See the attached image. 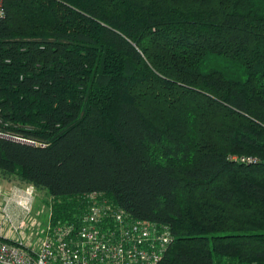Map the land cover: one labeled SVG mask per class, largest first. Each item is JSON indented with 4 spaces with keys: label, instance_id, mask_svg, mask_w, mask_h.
<instances>
[{
    "label": "trees",
    "instance_id": "trees-1",
    "mask_svg": "<svg viewBox=\"0 0 264 264\" xmlns=\"http://www.w3.org/2000/svg\"><path fill=\"white\" fill-rule=\"evenodd\" d=\"M3 9L1 179L52 223L97 191L165 225L156 264H264V0Z\"/></svg>",
    "mask_w": 264,
    "mask_h": 264
},
{
    "label": "built area",
    "instance_id": "built-area-1",
    "mask_svg": "<svg viewBox=\"0 0 264 264\" xmlns=\"http://www.w3.org/2000/svg\"><path fill=\"white\" fill-rule=\"evenodd\" d=\"M3 13L0 0V17ZM232 158L261 161L251 155ZM35 198L31 184L0 188V264H156L170 243L165 225L132 217L101 192L83 195L82 208L55 223L49 215L45 222L34 217Z\"/></svg>",
    "mask_w": 264,
    "mask_h": 264
},
{
    "label": "rangeland",
    "instance_id": "rangeland-1",
    "mask_svg": "<svg viewBox=\"0 0 264 264\" xmlns=\"http://www.w3.org/2000/svg\"><path fill=\"white\" fill-rule=\"evenodd\" d=\"M12 185H19V184L15 180L6 181V180H3L0 178V188L8 190L9 187H11ZM41 199H42V192H38V195H37L36 200H35L38 202L35 204V209L33 211V215L36 219H39V220L45 222L47 220V214L49 215V213L47 210L44 211V210H42V208L39 209L40 208L39 204L41 205V203H42L40 201Z\"/></svg>",
    "mask_w": 264,
    "mask_h": 264
}]
</instances>
